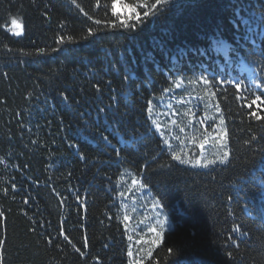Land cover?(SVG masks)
Wrapping results in <instances>:
<instances>
[{"label": "trees", "instance_id": "16d2710c", "mask_svg": "<svg viewBox=\"0 0 264 264\" xmlns=\"http://www.w3.org/2000/svg\"><path fill=\"white\" fill-rule=\"evenodd\" d=\"M124 2L143 18L155 0ZM111 3L0 0L4 264H264V120L250 116L264 105L247 107L264 93V0H170L131 30L111 26ZM108 105L137 126L135 143L111 135ZM157 212L171 224L148 258Z\"/></svg>", "mask_w": 264, "mask_h": 264}, {"label": "snow or ice", "instance_id": "6c2138e0", "mask_svg": "<svg viewBox=\"0 0 264 264\" xmlns=\"http://www.w3.org/2000/svg\"><path fill=\"white\" fill-rule=\"evenodd\" d=\"M73 2L75 3V0H73ZM169 2H170V0H155L154 4H150V5L140 4L139 5L140 7L146 6L148 8V10L143 13V18H142L141 13L137 11V8L135 6H132V5L125 3L124 0H112L111 13H112V16L116 17V21H118V23L117 22H111V26L112 27L127 28L130 30L136 29L138 27V25L144 23V19L149 17V15H152V16L157 15V13L160 12L161 8L168 6ZM157 5H159L160 8H158ZM118 6L121 9H123V12L117 11ZM81 11H83V9H81ZM88 18L90 20L92 19L91 16H89ZM101 23H102V21L99 19L94 20V24H96V25H100ZM10 24H11V31H12V34L14 36L19 37L23 34L25 26H24L21 18L18 15L11 18ZM91 35H93V29L89 28L88 29V36H91ZM75 42L76 41H75L74 37L71 35H66V36L60 35L56 39L57 44L75 43ZM57 50L58 49H53V51H57ZM38 53L39 54H45V50L39 49ZM200 79L205 85H212V83H213V81H210L207 77L202 76ZM110 83L111 82L109 81V84ZM232 83L237 88V90H241V87H242L241 83L235 82V81H232ZM177 87H179V84H177ZM257 87H259V85H257ZM94 88L97 92L101 91L100 86L98 84L94 85ZM165 91H168V89H165ZM61 95H62V99L65 102H67L69 100V97L67 95H65L63 93ZM262 95H264V93H262L261 95L255 96V99H253L251 101V103H249L247 105V107L252 108L255 105L257 108H260L261 105H264V99L261 98ZM258 101H259V103H257ZM262 110H264V109H262ZM98 111L105 113V115L110 120H114L116 122L118 127L116 129H114L113 133L111 134V135H113V137H115L117 132H119V133H122L125 137H128V142L135 143L137 126L134 125L130 120L126 121L124 114L119 113V109H113L111 105H108L107 111L105 110V108H101ZM147 111L150 114L152 113V111H153L152 101H148ZM250 116H252L253 118H255L257 120H264V116H261L259 114V112H257V111L250 112ZM152 123L155 126L156 131L160 132L161 125L157 124L155 120H153ZM221 123L223 124L224 121L221 120ZM180 131L183 132V128H181ZM227 135H228V133H227L226 129H221L220 140L223 142L222 147L225 146L227 143V139H226ZM101 138L105 141V143H108V144L111 143L107 136H102ZM252 139H255V137H253ZM164 143L167 145L168 141H164ZM204 146H205L204 143H201L199 145V147L201 149H203ZM169 147H170V145H169ZM114 151H116L117 156L120 155L119 150L114 149ZM229 155H230V152L225 151L223 153V157L219 158V162L221 164L227 163ZM171 157L174 161H178L181 164L190 163L189 160L182 159L181 156L175 152L171 153ZM216 162H217L216 160H205L203 163H201L200 159H196L193 162V166L194 167L195 166H201V167L207 168L210 165H214ZM132 183L135 185L139 182L137 180H133ZM141 186H144V185H141ZM13 188H15V185H13ZM121 195H123V193H121ZM77 199L79 200V196L77 197ZM28 202L29 201L27 199L24 200L25 204H27ZM152 207H153V210L162 209L163 204L161 203L160 200L157 199L153 202ZM4 218H5V213L0 211V219H4ZM124 219L128 220L129 217L125 216ZM170 224H171V221H170L169 216L163 215L161 212H157V219H156L155 225L149 228V231L151 233H153L154 235L150 241L152 248L149 249L147 254H146L148 258H152L153 250L155 248L160 247V245L164 242L165 233H166V231L169 230ZM32 230L34 231V229H32ZM233 231H240L239 226L237 225L233 229ZM60 234L64 236V239L66 241L71 243V240L69 239V237L67 235H65L63 232H61ZM50 242L51 241H49V243ZM5 244H6V240L0 239V248H3ZM84 246L87 247V239L86 238H85ZM237 247H238V245H237ZM75 250L77 252H79L81 255H84V253L81 252L80 248H75ZM167 253L169 255H174V250L172 248H168ZM132 255H133L132 252L129 251L128 256L131 257ZM227 255L229 258H233L231 252H228ZM0 264H4V259H3L2 255H0ZM135 264H142V262L136 261ZM154 264H159V261H154Z\"/></svg>", "mask_w": 264, "mask_h": 264}]
</instances>
